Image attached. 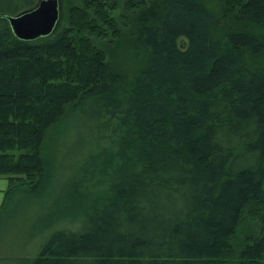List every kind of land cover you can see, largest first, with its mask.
<instances>
[{
    "label": "trees",
    "instance_id": "16d2710c",
    "mask_svg": "<svg viewBox=\"0 0 264 264\" xmlns=\"http://www.w3.org/2000/svg\"><path fill=\"white\" fill-rule=\"evenodd\" d=\"M38 2L0 0V220L29 235L27 264H228L264 198V0L231 27L201 0H149L139 70L68 27L16 37L8 16ZM252 236L234 264H264V222Z\"/></svg>",
    "mask_w": 264,
    "mask_h": 264
},
{
    "label": "rangeland",
    "instance_id": "374dc122",
    "mask_svg": "<svg viewBox=\"0 0 264 264\" xmlns=\"http://www.w3.org/2000/svg\"><path fill=\"white\" fill-rule=\"evenodd\" d=\"M148 1L58 0L59 18L56 26L57 28L59 25L61 28L68 27L71 31L70 34L74 38L73 40L77 41L79 39L78 42L84 46L83 53H89L88 46L91 44L89 43L90 41H99L98 46L101 50L106 51L107 54L109 51L116 63L121 65L123 69L129 66L131 70H139L143 65L144 59L142 58V53L134 48L132 40L135 35V26L138 25L136 23L143 19ZM201 1L210 7L216 15L223 17V19H220L223 26H232L234 22L231 13L236 9L240 0H232V4H228V0ZM101 14L107 16V19H101ZM115 40L117 41L115 42ZM60 66L61 71L64 73L63 63H60ZM178 72L179 70H170V73ZM65 84L64 82L62 85ZM57 174V172L51 171L49 184L53 181L54 184L55 182L57 183V177H59V174ZM7 187L8 181L0 178V204H2ZM263 200L264 198L255 200L242 213L233 235L227 238V244L232 252L226 259V261H229L225 263L234 264L232 261L238 254L237 250L244 245L249 236L253 237V234L256 235L261 231L264 222ZM33 205L37 204L34 203ZM31 208L29 216L34 211L33 219L36 218V220L33 222L34 227L32 225L30 227L34 229L33 233L36 234V230L42 226L40 224H44L51 217V213L46 208H42V210L39 205L31 206ZM15 211V217H19V223L25 220L23 208H17ZM11 219L9 221H6V219L0 220V264H27L28 262L23 256L24 251L22 249L29 244V235L27 233L20 235L14 219L13 221ZM17 219L15 218V220Z\"/></svg>",
    "mask_w": 264,
    "mask_h": 264
},
{
    "label": "water",
    "instance_id": "95a60500",
    "mask_svg": "<svg viewBox=\"0 0 264 264\" xmlns=\"http://www.w3.org/2000/svg\"><path fill=\"white\" fill-rule=\"evenodd\" d=\"M58 18V0H39L35 7L17 15L8 16L14 35L25 40L49 35L54 30Z\"/></svg>",
    "mask_w": 264,
    "mask_h": 264
}]
</instances>
